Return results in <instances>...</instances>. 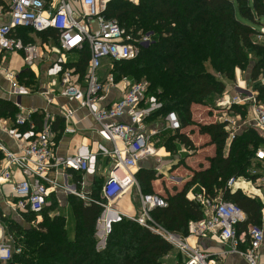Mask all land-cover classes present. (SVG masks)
<instances>
[{"label":"built area","instance_id":"1","mask_svg":"<svg viewBox=\"0 0 264 264\" xmlns=\"http://www.w3.org/2000/svg\"><path fill=\"white\" fill-rule=\"evenodd\" d=\"M108 2L99 0L97 11L86 0L0 2V72L9 81V93L16 97L12 101L18 108L14 117H0L1 130L15 143L10 147L0 137V185L10 183V195L14 198L7 203L8 207L15 215L13 218L23 221L24 214L31 212L40 222L52 192L72 193L91 203L93 180L102 177L100 196L105 202L96 226L98 250L107 247L113 225L125 218L116 205L137 184L140 163L156 156L159 138L165 131L176 133L182 128L177 111L161 112L164 103L150 93L147 79L133 81L127 76L118 80L115 77V64L134 59L153 39L152 32L135 34L117 19L106 18L103 12ZM51 30H57L54 46L35 40L39 33ZM262 37L264 28L258 34V38ZM52 39L53 35H49V40ZM86 46L89 55L83 73L78 66L79 59L71 62L67 55L80 53ZM15 53H20L23 61L19 71L11 67ZM41 62L45 65L39 75L34 66ZM25 69L35 74L29 84L28 77L24 82L19 78ZM42 74L46 77L43 82ZM245 89L246 92L238 91L232 97L224 95L219 104L228 109L233 105L251 104V123L264 139V104H258L260 100L255 92ZM113 90L118 94L110 100ZM32 95L41 96L46 105L26 107L18 101L19 97ZM49 106H55L56 110L51 111ZM156 117L161 118L160 124L155 122ZM219 120L227 121L228 125L231 121ZM10 121L12 124H8ZM76 135H81L82 141L75 146V151L61 153V146L70 143ZM234 136L235 133H230L229 138ZM66 137L70 138L68 142ZM105 158L110 163L107 174L101 164ZM257 160L264 161V146L257 149L252 166ZM238 178L232 177L228 185L233 187ZM190 199L201 203L205 216L191 221L186 235L154 221L151 211L168 206L167 198L160 193H141V209L131 218L159 233L181 252L183 260L175 264H216V254L198 244L201 239L215 237L229 244L230 249L224 253H238L248 264H264L262 225L250 224L246 231L239 233L238 225L246 222L248 216L238 204L221 194L214 198L197 194ZM2 209L0 201V264H7L14 252L22 250L16 248L13 236L7 233L1 216L8 215Z\"/></svg>","mask_w":264,"mask_h":264},{"label":"trees","instance_id":"2","mask_svg":"<svg viewBox=\"0 0 264 264\" xmlns=\"http://www.w3.org/2000/svg\"><path fill=\"white\" fill-rule=\"evenodd\" d=\"M103 15L117 19L135 34L152 32V43L142 48L137 57L115 64V77L147 79L150 93L164 103L161 112L179 113L182 128L173 140L194 148L190 134L197 128L200 134L209 136L207 145L214 146V154L207 158L209 166L192 170V178L184 187L168 194V206L151 211L154 221L181 235L188 234L190 222L205 216L201 203L187 195L192 186H198L199 194L209 198L221 194L247 213V221L238 225L239 233L250 224L262 225L264 200L248 195L242 188L230 187L228 182L232 177L256 180L258 175H251L248 170L257 149L264 146V139L247 128L235 134L228 146V122L212 117V101L223 95L226 81L236 80L237 68L247 73V80L255 83L258 99L264 100V42L256 39L259 31L253 26L261 24L264 17V0H109ZM49 35L56 38L57 30L39 33L43 41ZM88 55L86 46L78 62L83 73ZM34 76V72L25 69L19 78L24 82L28 77L29 84ZM197 107H205L206 115L199 116L201 109ZM240 107L233 105L230 110ZM17 112L13 102L0 101V117H14ZM36 118L40 121V115ZM167 149L175 150L170 140ZM138 177L148 189L146 193H153L156 172L144 168ZM102 181V177L94 178L91 203L71 196L76 218L72 239L67 234L66 218L47 213V206L42 221L37 223L32 222L37 217L31 212L24 214L23 222L2 215L7 233L13 236L16 248L22 250L14 252L7 264H164L165 256L175 251L173 245L156 231L127 217L113 225L107 247L97 249V220L105 202L100 196Z\"/></svg>","mask_w":264,"mask_h":264},{"label":"crops","instance_id":"3","mask_svg":"<svg viewBox=\"0 0 264 264\" xmlns=\"http://www.w3.org/2000/svg\"><path fill=\"white\" fill-rule=\"evenodd\" d=\"M8 1L9 0H0L1 3H6ZM133 1L134 2H138V0H133ZM36 37H37V41L39 40V41L43 42L42 37H40L39 35H37ZM45 42H49L51 45L54 46L55 45L54 43H56V38L53 37L52 40H49V38H48V40L45 41ZM44 65H45V63L41 67L42 70L44 69ZM107 68L108 67H105L106 70H107ZM240 72H242L241 69L237 68L236 69L237 75ZM42 76L43 77H42L41 81L43 82V81H45L46 77H45L44 74H42ZM229 82L230 81H226L227 88H226L225 93L223 95H228V96L232 97L233 95H236V93L238 92L237 89H239V87L236 84L234 85L235 94L232 95L230 93L231 90H230V83ZM10 91H11V87H10L9 81L5 78L3 73L0 72V101L1 100H8V101L13 102L12 100L14 98H16V97L11 96L10 93H9ZM116 95H117L116 91L113 90L111 95H110V97H109V99L110 100L115 99ZM19 99L23 103V105H25L26 107H43V106L46 105L45 100L39 95L23 96V97H19ZM61 102H65V99H61ZM71 105L75 106L74 103H71ZM219 106H220V104L218 105V107ZM197 108H200V107H197ZM49 109L51 111H55L56 110L55 106H49ZM224 113H226V112H224ZM155 122H159V124H160L161 118L160 117H156L155 118ZM8 124H12V122L10 121V122H8ZM87 124H90V120H89V122L87 121ZM195 129H197V128H195ZM188 130L189 129H187V131ZM176 133L165 131V133H163V135L160 136L158 143H161L166 136L170 135L171 137H170L169 140L171 141V143L173 142V144L175 145V149L178 148L179 152L182 149L189 150V149H187L188 147L186 145H184L183 143H181L178 139L177 140H173L172 139V137L174 135H176ZM195 133H197L200 136L207 137L208 141H209V136L202 135V134L199 133V131L194 130V132H192L190 134L191 139L195 143V146L198 147V150L196 149L197 150L196 157L198 158V161L194 162L195 165H191L192 163H188V165H190L192 167L190 173H187L186 175L179 174L181 176L180 178L182 179L181 182H183V185L180 188L179 187H174V191L172 193H175L176 189H182L184 187V185L192 178V175H193L192 170L199 169L202 166L203 167H208L209 166V161H208L207 158L214 154V146L213 145H207V147L201 148L200 146H198L196 144V142H195V140L193 138V135ZM0 137L10 147H14L15 146V143H14L13 139L10 138L3 130H1V128H0ZM71 138H72V141L70 143H67V144L64 143L61 146V149H60L61 153H67V152L68 153H72V152H74L75 151V146L82 141L81 135H76V136H73ZM69 139H70L69 137H66L65 138L66 142H68ZM208 141H207L206 144H208ZM231 141H232V139L228 140V144H227L228 146H230ZM172 151H175V150H172ZM190 153H192V152H190ZM190 153H188V154H190ZM170 154H171V151H169L167 149V143H166V145L165 144H160V147H159V145L157 146V154H156V156L150 157L148 159H144V161H142L141 164L144 167L149 168V167H147L148 165H146V163H151V162L154 163L155 160H157L159 158V161L161 163L159 168H161L162 166L165 165L167 167V169H168V168H170V166L175 164V162H173L172 165L170 164V162H171ZM181 154H183V153H181ZM256 162H257L256 164L261 166L263 171H264V161L257 160ZM170 170L171 169H169L168 173H170ZM178 170H180V167L175 169L174 171L177 173ZM263 174H264V172L262 173V175ZM16 175H17V178H21L20 173H16ZM196 187L198 188V186H196ZM233 187L242 188L243 191L245 193H247L248 195L258 196L262 200H264V175L263 176H258L256 178V180H252V179L250 180L249 178H246V177H239L237 179V181H236V184ZM131 190H132L131 188L128 189L127 193L125 195H123L122 198L117 203H120L122 201V199L126 195L131 193ZM11 192H12V187H11L10 183H6V184L0 185V201L3 204V209L2 210H3V212L5 214H7L8 216L12 217V216H15V215L11 211V208L8 207V204H7L8 202H12L13 199H14L12 197V195H10ZM156 193H158V192H156ZM193 196L194 195H193V192H192L191 195H188V198H193ZM132 200H133V197H132ZM129 206L134 208V204H132V203H130ZM139 211H140V209H138L136 207L135 212H132L131 216L132 217L135 216L136 214H138ZM60 215H62V216H64L66 218V229H67L68 237L70 239L74 238L75 232H76V218H75V214H74L72 205L70 203L67 204L65 206V208L61 211ZM125 217H128V216L125 215ZM129 218H131V217H129ZM262 219H263L262 220V226L264 227V218L262 217ZM190 242L195 244L196 240H191ZM198 244L200 246H202V248L206 249L208 252H210L212 254H216V256H215V263L216 264H248L247 260L243 256L239 255L238 253H233V252L224 253L225 250L228 251L230 249V246H229V244L220 242L219 240L216 239V237L215 238L201 239V240L198 241ZM242 246L244 247L243 244H242ZM220 253H223V254L220 256L219 255ZM181 260H183V255L181 254L180 251L175 249L174 252H171V253H169L168 255L165 256L164 264H166V263L167 264H172V263L175 264L176 262L181 261ZM261 260L264 261V244H263V246L261 248Z\"/></svg>","mask_w":264,"mask_h":264},{"label":"rangeland","instance_id":"4","mask_svg":"<svg viewBox=\"0 0 264 264\" xmlns=\"http://www.w3.org/2000/svg\"><path fill=\"white\" fill-rule=\"evenodd\" d=\"M253 26L258 31L262 30L264 28V17L261 19V24H253ZM258 34L259 33H257V35ZM257 35L255 36L256 39L264 42V37H262L260 39L257 37ZM35 39L37 40V37ZM67 56H68L69 60L71 62H73V61H77L80 58V53L79 52H70V53H68ZM43 64L44 63L41 62L40 64H35V66H34L39 75L41 73V70H42L41 67ZM22 65H23V61H22V57H21L20 53L19 54L18 53L13 54L12 61H11V67L16 69V71H19V70H21ZM113 71H114V69H113ZM240 73L238 75L236 73V80L235 81L229 82L230 83V90H231L230 93L232 95L235 94L234 85L240 84V85H242V87H245L248 90L255 92L257 95V92L254 88L255 83L247 80L248 79L247 73L245 71H242ZM262 81H264V80H262ZM117 94H118V92H117ZM223 97H224V95L218 96L217 99L212 101L214 103L213 106H215V111H214L212 117L217 118L218 121H220L219 119H228L229 118L231 121L229 122L230 124L228 125L227 129H228V131H230V133H235V134L241 133L244 129L252 128L260 136L259 131L255 127H253V125L251 123V121H252L251 104L241 106L240 110L232 111V110L228 109L227 107H223V106L218 107L219 101L221 100V98L223 99ZM260 103L264 104V100L263 99L260 100L258 102V104H260ZM224 112H226V113H224ZM202 114L206 115V108L205 107L201 108V113H199V116H202ZM196 131H198V130L196 129ZM69 137H71V136H69ZM170 137H171L170 135L166 136L161 143H158L159 147H160V144L166 145V143L169 141ZM193 138H194L196 144L198 146H200L201 148L207 147V144H206L208 141L207 137H205V136L203 137V136H200L197 133H195L193 135ZM187 149H189V148H187ZM196 149L198 150L197 146L192 148V149H189V150L182 149L180 152H179L178 148L175 149V151H171V154H170L171 162H170V164L172 165L173 162H175V164L170 166V168H168V169L165 165L162 166L161 168H159V166L161 164L159 161V158L157 160H155L154 163H152V162L146 163V165H148L147 167H149V169H152L153 171L156 172V179L153 180V182H152L154 192H158V193L162 194L164 197H167L169 193H172L174 191V187H179V188L182 187L183 182H181L182 179L180 178L181 176L179 174L186 175L187 173H190L192 167L190 165H188V163H192L191 165H195L194 162L198 161V158L196 157V155H197ZM190 152H192V153H190ZM181 153H183V154H181ZM188 153H190V154H188ZM256 163L257 162H255V164ZM101 164H102L103 172L105 174H107V170L110 167L109 159L108 158L103 159L101 161ZM179 167H180V170H178V172L176 173L174 170L179 168ZM144 168H146V167H144L143 165H140L137 173H139ZM169 169H171V170L173 169V170L172 171L170 170V173H168ZM248 171H249V174H251V175L252 174L258 175V176L264 175V174L262 175V173L264 172L262 167L257 165V164L254 166H251V168H249ZM147 191H148V189L141 183V181L138 177L137 178V184L132 188L131 193L126 195L120 203H117L118 209L121 212H123L126 216H128L127 218L132 217L131 214H132V212H135L136 207L138 209H141V205H140L141 193H146ZM192 192H193V195L196 196L197 194H199V189L196 186H192L189 189L187 195H191ZM72 195H74V194H72V193H60L59 194V193L52 192L51 198H50L48 205H47V208H46V212L50 213L51 215L60 214L61 211L65 208V206L70 203L69 200H70ZM132 197H133V200H132ZM130 203L134 204V208L129 206ZM42 219H43V216H41L40 221H42ZM37 221H38V218H34L32 220L33 223H37ZM21 222H23V221H21Z\"/></svg>","mask_w":264,"mask_h":264},{"label":"bare ground","instance_id":"5","mask_svg":"<svg viewBox=\"0 0 264 264\" xmlns=\"http://www.w3.org/2000/svg\"><path fill=\"white\" fill-rule=\"evenodd\" d=\"M87 5H91L94 11H97L98 5H99V0H86Z\"/></svg>","mask_w":264,"mask_h":264},{"label":"water","instance_id":"6","mask_svg":"<svg viewBox=\"0 0 264 264\" xmlns=\"http://www.w3.org/2000/svg\"><path fill=\"white\" fill-rule=\"evenodd\" d=\"M237 91H239V92H246V89L245 88H242V87H239V89H237ZM20 99L18 98V101H19ZM140 165H142L141 163H140Z\"/></svg>","mask_w":264,"mask_h":264}]
</instances>
